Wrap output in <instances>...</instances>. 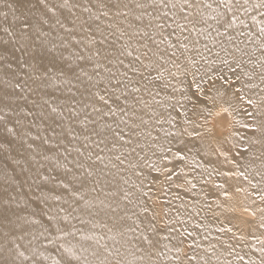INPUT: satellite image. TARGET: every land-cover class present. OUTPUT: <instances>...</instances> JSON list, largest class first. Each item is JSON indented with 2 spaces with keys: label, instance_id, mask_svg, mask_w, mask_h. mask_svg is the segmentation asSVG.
Masks as SVG:
<instances>
[{
  "label": "bare ground",
  "instance_id": "obj_1",
  "mask_svg": "<svg viewBox=\"0 0 264 264\" xmlns=\"http://www.w3.org/2000/svg\"><path fill=\"white\" fill-rule=\"evenodd\" d=\"M0 11H8L2 0ZM110 22L116 20L102 18L105 32L111 31L107 29ZM246 22L249 28L239 31H251V38L237 36L233 29L229 32L232 44L219 37L216 44L200 37L198 48L190 45L189 51L180 50L177 57H171L168 50L169 55L156 61L164 74L148 86V92L141 87L139 93L129 90L120 101L106 97L112 107L123 108L127 101L138 117L148 121L137 129L138 136L131 137V144L114 141L108 133L94 134L101 125L117 122L123 115L107 117L92 109L95 104L107 111L91 93L104 95L110 76L105 68L116 69L92 55L99 44L87 45L88 34L78 33L77 39L84 42L70 45L64 53L69 57L67 64L75 69V75L67 77L71 83H65L64 77L57 79L53 70L50 80L30 81L34 91L23 93L26 100L16 101L17 112L24 111L12 120H21L24 134L8 137L12 143L0 151V199L9 200V215L23 230L6 236L7 226L0 225V247L5 250L0 253V264L4 258L14 264H54L57 260L60 264H147L143 258L147 245L141 234L158 241L155 251L162 255H153V264H264V51L257 28L250 19ZM134 23L147 24L148 18ZM56 33L64 35L59 28ZM233 44L241 50L236 51ZM160 47L167 50L166 44ZM81 49L86 59L78 61L71 53ZM188 57L195 63L189 64ZM97 62L102 66L95 68ZM157 74L151 71L152 76ZM138 79L134 76V83ZM197 86L202 91L194 95ZM42 98L57 113H51ZM133 98L143 99L148 107L135 104ZM72 99L79 101L72 104L75 116L67 111V103H61ZM26 112L32 114L25 116ZM41 112L47 119L41 118ZM169 116L174 117L171 123L156 122L167 121ZM53 119L63 125L56 128L63 135H54L48 128ZM125 119L140 124L131 115ZM69 125L78 138L68 135ZM104 135L108 140L98 145ZM149 223L156 225L155 233L148 231ZM13 242L28 260L16 255ZM189 256L195 259L189 261Z\"/></svg>",
  "mask_w": 264,
  "mask_h": 264
},
{
  "label": "snow or ice",
  "instance_id": "obj_2",
  "mask_svg": "<svg viewBox=\"0 0 264 264\" xmlns=\"http://www.w3.org/2000/svg\"><path fill=\"white\" fill-rule=\"evenodd\" d=\"M2 2L8 11H0V33L3 34L0 36V77L3 78L0 81L3 84V87H0V133H3L0 136V141H3L0 142V151L7 150V145L12 143L8 137L14 139L24 134L20 131L21 120H12V117L19 116L24 111L20 109V112H17L16 108L19 105H16V101L18 99L26 100L27 97L23 93L34 91L30 81L35 83L36 81L50 80L53 70H55L54 75L57 79L64 77L65 83H71L67 77L69 73L75 75V69L71 64H67L69 57L64 53L69 50L70 45H79L84 42L77 39L78 33L88 34L86 36L87 45L99 44L100 47H96L92 55L98 58L102 57L116 69L111 71L105 68L106 72H110V76L105 84L104 95H100L99 92L91 93L92 96L103 102L107 111L102 112V109L96 107L95 104L92 105V109L107 117H116L118 112L123 115L117 122L101 125L100 131L94 134L100 136L103 133H108L114 141H122L125 144H131V137L138 136L140 133L137 129L141 124H147L148 121L138 117L133 105L127 101L123 108L119 104L112 107L109 105V99L114 96L115 101H120L121 96L126 97L129 90L132 93H139L141 87L145 92H148V86L153 81L159 80L164 74L165 70L156 61L163 60L165 56L169 55L168 50H170L171 57H177L180 50L189 51L190 45L198 48L200 37L205 40L211 38L214 44L220 43L215 39L219 37L226 40L228 44H232L234 37L229 32L233 29L237 30V36L247 35L251 38L253 35L251 31L247 33L239 31L241 27L249 28L246 19H250L258 30L259 46L264 51V19H257L258 16L264 18V0H211V2L209 0H11V2L2 0ZM134 10L139 11L136 13ZM9 13H11V19H9ZM120 17H123V20L117 19ZM145 17L148 18L147 24L134 23L142 22ZM102 18H107L109 21L116 20V22L107 24V29H111V31L105 32L101 26ZM209 21L213 23H209ZM125 22H127L125 27L121 28L119 25H124ZM57 28L61 29L64 35L57 34ZM212 33H215V37L212 36ZM96 34L99 35L98 40L95 38ZM112 37L115 39H111ZM194 37L195 39H193ZM121 40L124 43L118 44L117 41ZM162 44L167 45V50L161 49L160 45ZM232 47L236 51L241 50L238 45L233 44ZM205 49L207 50V45H205ZM81 51L82 49L72 52L71 55L78 61L85 60L86 58L80 54ZM125 59H129V62L125 63ZM186 59L189 64L195 63L190 57ZM169 62L176 68L180 67L176 60ZM224 62L227 63V61ZM237 64L239 66V61ZM101 66L99 62L94 65L95 68ZM119 66H122L125 71H120ZM152 70H157V76L151 75ZM129 73L133 75H129ZM81 74H85L82 69ZM170 75L174 76L175 74L170 73ZM134 76L139 78L135 83ZM75 78L79 79V76ZM91 79L89 77V80ZM140 81L144 82L143 85L136 86ZM168 86L167 84L163 85V87ZM121 88L124 89L123 92H120ZM197 88L198 93L194 95H198L199 91H202L198 86ZM176 90L173 88V91ZM69 91L71 92V89ZM118 92L119 94H117ZM149 94L151 95V93ZM75 95L76 93L72 92V96L75 97ZM240 98L243 99V97ZM133 99L135 104L148 107L143 99ZM61 103L68 104L67 111L71 116L77 115L72 104L79 103V101L72 99L61 101ZM156 103L160 104V101H156ZM43 104L50 108L51 113H57L58 109L53 107L48 99H43ZM197 105L198 101H195L194 106ZM85 106L87 107V105ZM169 107L179 111V109H175L174 105H169ZM31 114V112L24 113L25 116ZM130 115L138 118L140 124H136L134 121L129 123L125 117ZM40 116L42 119H47V114L44 112H41ZM173 119L174 117L169 116L167 121L158 119L156 122L171 123ZM189 122L188 120L184 121L186 124ZM86 123L94 124L95 121L87 120ZM120 124H123L124 127L121 128ZM47 126L54 135H63V133L56 132L57 127L63 128V125L56 120L53 119ZM68 135L78 138L72 133L71 125L68 126ZM148 135L151 134L148 133ZM125 136H128V139H125ZM107 140L108 135H104V138L98 141V145L104 144ZM44 142L48 143L47 140ZM113 146L115 147V144ZM97 159L102 160L103 157L97 156ZM116 159L119 160L120 157L117 156ZM88 175L91 176L92 173L88 172ZM61 186L68 187L63 182H61ZM53 199L59 200L60 197L54 196ZM8 204L9 200L0 199V225L7 226L6 236L8 233H14L17 229L23 230L22 224L11 219L9 215L11 210ZM48 218L52 219L51 216ZM19 219L17 216V220ZM128 231H135V229L130 228ZM148 231L155 233L156 225L149 223ZM141 235L143 243L147 245L143 258H146L147 264H153L152 256L162 255L155 251L158 241L149 239L148 235ZM56 239H60V237L58 236ZM51 242L49 241V243ZM13 247L16 249L17 256L23 257L24 260L29 259L19 251V245L13 242ZM60 247L64 248V245L61 244ZM4 251L3 247H0V253ZM65 251L72 255L71 249H65ZM137 251L140 249L137 248ZM176 251L180 252V249L177 248ZM8 252L10 253L11 249H8ZM33 252H35L34 249ZM72 258L79 259L74 255ZM194 259V256L188 257L189 261ZM3 264H14V261L4 258ZM54 264H60V261H54Z\"/></svg>",
  "mask_w": 264,
  "mask_h": 264
},
{
  "label": "rangeland",
  "instance_id": "obj_3",
  "mask_svg": "<svg viewBox=\"0 0 264 264\" xmlns=\"http://www.w3.org/2000/svg\"><path fill=\"white\" fill-rule=\"evenodd\" d=\"M208 106V105H207ZM202 118H200V120H201ZM202 121H199L198 123H201ZM231 149H228L227 151H230ZM161 226L163 225V224H160Z\"/></svg>",
  "mask_w": 264,
  "mask_h": 264
}]
</instances>
